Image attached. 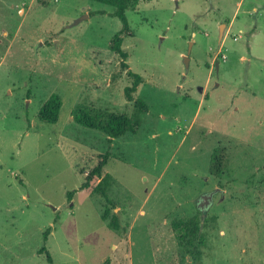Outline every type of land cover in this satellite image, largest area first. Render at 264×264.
Segmentation results:
<instances>
[{
  "label": "rangeland",
  "instance_id": "obj_1",
  "mask_svg": "<svg viewBox=\"0 0 264 264\" xmlns=\"http://www.w3.org/2000/svg\"><path fill=\"white\" fill-rule=\"evenodd\" d=\"M114 10L0 0V264H264V0L127 9L122 49L147 111L124 95ZM51 94L55 123L38 119ZM80 107L125 113L135 131L108 142L74 121ZM107 150L102 177L83 188ZM102 178L106 196L94 191ZM190 219L199 229L185 248L175 224Z\"/></svg>",
  "mask_w": 264,
  "mask_h": 264
},
{
  "label": "trees",
  "instance_id": "obj_2",
  "mask_svg": "<svg viewBox=\"0 0 264 264\" xmlns=\"http://www.w3.org/2000/svg\"><path fill=\"white\" fill-rule=\"evenodd\" d=\"M100 2L106 5L113 6L115 8L114 15L120 19L122 22V28L119 32L114 34L109 43V48L120 56L121 62L120 67L123 70H126V73L132 79V83L129 86L124 88V95L127 100H132L135 106L140 111H147L146 104L140 99L133 100V93L137 90L138 86L142 82V76L132 72L129 69V65L126 62L128 56L127 52L122 49L123 36L131 34V29L129 26L128 19L125 15L127 9H130L132 6H135L139 1L146 0H92ZM62 105V101L59 95L51 94L50 97L41 105L38 111V119L47 123H55L58 120L59 111ZM72 117L75 122L81 124L85 127L97 129L108 136V142L114 138H119L124 136L129 130L135 131V129H130L128 117L125 113H114V112H103V111H92L86 108H77L72 112ZM110 155V151L107 150L105 153L99 155L97 163L86 172L84 175V183L82 184L83 188L89 186L90 181L94 178L102 177V169L106 166ZM224 163H223V154H220L215 151L211 158V164L209 165V171L212 175L219 176L223 173ZM109 182L103 178L97 183L94 188V191L101 193L103 196H106V188L108 187ZM71 193H68V198L70 200ZM175 226L178 229L177 237L181 244L185 243V248H188L191 244L193 238H196L197 231L199 229V222L194 219L188 221L180 220L176 223ZM49 230L47 228L44 233L47 237ZM39 252H45L48 262L52 263V258L49 252L45 247H41ZM101 264H110L108 258H106Z\"/></svg>",
  "mask_w": 264,
  "mask_h": 264
},
{
  "label": "water",
  "instance_id": "obj_3",
  "mask_svg": "<svg viewBox=\"0 0 264 264\" xmlns=\"http://www.w3.org/2000/svg\"><path fill=\"white\" fill-rule=\"evenodd\" d=\"M187 61H188V58L185 56V64L187 65ZM213 191L212 192H209L208 194H205V195H201L200 197H204V202L203 204L200 205V208H207L209 203L211 202L212 200V195H213Z\"/></svg>",
  "mask_w": 264,
  "mask_h": 264
},
{
  "label": "flooded vegetation",
  "instance_id": "obj_4",
  "mask_svg": "<svg viewBox=\"0 0 264 264\" xmlns=\"http://www.w3.org/2000/svg\"><path fill=\"white\" fill-rule=\"evenodd\" d=\"M209 192H212V191H207V192H205V193L202 194V195L208 194ZM204 199H205L204 197H200L199 208H200V205L203 204ZM204 209H205V208H200V210H204Z\"/></svg>",
  "mask_w": 264,
  "mask_h": 264
}]
</instances>
